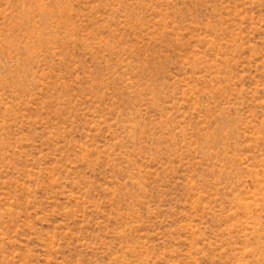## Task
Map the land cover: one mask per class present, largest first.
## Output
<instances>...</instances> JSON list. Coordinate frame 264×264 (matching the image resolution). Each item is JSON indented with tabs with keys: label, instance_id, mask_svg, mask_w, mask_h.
I'll use <instances>...</instances> for the list:
<instances>
[{
	"label": "rangeland",
	"instance_id": "374dc122",
	"mask_svg": "<svg viewBox=\"0 0 264 264\" xmlns=\"http://www.w3.org/2000/svg\"><path fill=\"white\" fill-rule=\"evenodd\" d=\"M0 264H264V0H0Z\"/></svg>",
	"mask_w": 264,
	"mask_h": 264
}]
</instances>
